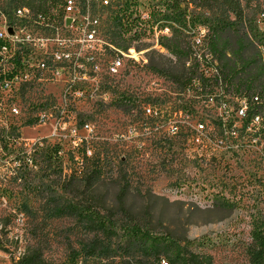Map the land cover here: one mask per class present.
<instances>
[{
    "label": "rangeland",
    "instance_id": "1",
    "mask_svg": "<svg viewBox=\"0 0 264 264\" xmlns=\"http://www.w3.org/2000/svg\"><path fill=\"white\" fill-rule=\"evenodd\" d=\"M72 1L69 23L43 24L29 14L11 25L5 12L15 7L0 0V33L9 36L0 67L18 69L17 54L27 75L0 87V264H16L26 252L43 264H170L166 254L155 259L126 250L118 229L128 221L123 210L212 264H251V222L264 219V145L252 148L259 133L235 116L241 98L220 88L209 95L184 91L145 70L148 51L164 52L163 31L154 29L131 43L135 54L111 73L114 6L132 1L144 16L153 0L90 3L85 11L81 0ZM240 2L264 33V0ZM26 37L31 43L23 45ZM202 37L195 31L194 40ZM123 97L135 101L130 111L113 106ZM147 106L157 116H146ZM198 123L205 125L202 137ZM222 137L230 148L217 146ZM55 145L66 178L100 160L104 179L96 196L105 197L117 229L69 212L72 191L63 190L64 178L52 168L45 172L42 159V149Z\"/></svg>",
    "mask_w": 264,
    "mask_h": 264
},
{
    "label": "trees",
    "instance_id": "2",
    "mask_svg": "<svg viewBox=\"0 0 264 264\" xmlns=\"http://www.w3.org/2000/svg\"><path fill=\"white\" fill-rule=\"evenodd\" d=\"M7 1L15 7L14 11L5 12L11 25L18 8L28 9L33 18L43 24L62 23L65 18V0ZM81 1L85 11L88 3L86 0ZM131 6H134L132 1L114 6L111 20L114 31L110 41L112 46L127 51L132 47L131 43L147 31L151 33L152 29L160 31L165 28L170 31L169 35H160L158 38V45L164 52L151 50L146 53L145 70L164 77L184 91L194 88L209 95L214 93L215 88H220L234 97L246 98L247 101L264 92V33L257 27L255 19L245 14L240 0H153L148 7L146 19H142ZM198 30L205 31L199 43L193 39ZM20 59L15 54L13 61L18 68L15 69L19 71L16 73L21 78L25 77L26 81L27 75L21 69ZM208 68L214 70L209 77L204 73ZM11 73H14L13 70ZM134 102L123 97L115 101L113 106L127 112L133 108ZM42 150L45 172L51 168L52 172L56 171L60 179L64 178L63 190L72 191L74 195L69 202V212L80 211L81 215L91 216V220L107 227V230L117 229L112 222L116 215L106 206L105 197L96 196L104 179L100 160L93 162L91 168L85 162L82 163L66 178L59 155L60 147L55 145ZM123 196L122 191L116 200L121 201ZM123 214L128 221L118 229L128 252H141L155 259L160 254H166L170 264H212L208 256L187 253L179 246H171L168 238L156 234L147 222L134 219L129 211L123 210ZM250 231L249 262L264 264V219H254ZM16 264H43V260L40 255L26 252ZM122 264L143 262L125 260ZM151 264H160V260Z\"/></svg>",
    "mask_w": 264,
    "mask_h": 264
},
{
    "label": "built area",
    "instance_id": "3",
    "mask_svg": "<svg viewBox=\"0 0 264 264\" xmlns=\"http://www.w3.org/2000/svg\"><path fill=\"white\" fill-rule=\"evenodd\" d=\"M65 8H64V16L66 14H70L74 12V1L72 0H65ZM88 3V6H90V3L93 4H101L104 6H107L109 4V0H86ZM30 14L29 10L26 8H18V10L15 12V16L16 18H19L20 16L22 17H26ZM66 18V17H65ZM63 20V22H65L66 20ZM142 19H146L147 15L145 14L144 16H141ZM67 22V21H66ZM156 30V29H154ZM160 31H163L162 35H169V29L165 28L162 29ZM159 31V32H160ZM203 31V35L205 34V31ZM94 39V34H88L87 35V40H93ZM9 36L6 35L5 33H0V41L2 42V46L0 47V61H4L3 57H2V53L4 55V53H7L9 50ZM21 43L23 45H25V43L30 44V39L29 37L26 38H22L20 39ZM19 41V42H20ZM197 43H199V41H196ZM111 52L117 55L116 59L113 62L112 67L110 68L111 73L116 72L121 66H122V59H130L133 57V55L135 54V50L133 47H130L127 51H124L122 49H119L117 47H112ZM15 56V55H14ZM146 61V59H145ZM143 60V62H145ZM14 62V61H13ZM45 65L42 64V67H44ZM11 70H13L14 73H11ZM18 70L15 69V67L13 68H8L3 69V67H0V87L2 88V90H7L10 89L11 86L18 82H21V75L19 73H16ZM19 72V71H18ZM25 81V80H24ZM246 98H241L240 101H238V107L235 111V116L239 121H242L243 124H247L244 126V128H247L248 125H250L252 128H255L256 132L259 133L260 138L258 137V139L253 140L252 141V148L257 149L258 147V142H262L264 145V116H263V112H264V92L262 94H256L254 95L249 101L245 100ZM144 112L145 115L147 116H157V111L150 107L147 106L146 108H144ZM263 125V126H262ZM196 131L198 132L197 136L202 137V133L205 131V125L203 123H198L197 126L195 127ZM168 131H170L171 133H175L177 132V124H170ZM177 134V133H176ZM197 140H199V138L197 137ZM217 146L218 147H225L230 148L229 145H227L228 147H226V140L224 139V137L218 139L217 141ZM258 150L260 151L261 149L258 148ZM80 264V263H77ZM160 264H168L166 262L160 261Z\"/></svg>",
    "mask_w": 264,
    "mask_h": 264
},
{
    "label": "water",
    "instance_id": "4",
    "mask_svg": "<svg viewBox=\"0 0 264 264\" xmlns=\"http://www.w3.org/2000/svg\"><path fill=\"white\" fill-rule=\"evenodd\" d=\"M69 21H70V19L68 18L66 23H69Z\"/></svg>",
    "mask_w": 264,
    "mask_h": 264
}]
</instances>
